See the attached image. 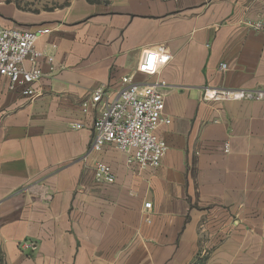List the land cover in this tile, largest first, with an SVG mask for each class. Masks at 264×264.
Wrapping results in <instances>:
<instances>
[{"label": "crops", "instance_id": "crops-1", "mask_svg": "<svg viewBox=\"0 0 264 264\" xmlns=\"http://www.w3.org/2000/svg\"><path fill=\"white\" fill-rule=\"evenodd\" d=\"M260 20L264 0L0 2V25L49 28L37 47L54 52L34 101L0 76V264H264V100L201 98L264 91ZM124 77L168 85L158 169L91 148L82 104L101 85L115 99Z\"/></svg>", "mask_w": 264, "mask_h": 264}, {"label": "built area", "instance_id": "built-area-1", "mask_svg": "<svg viewBox=\"0 0 264 264\" xmlns=\"http://www.w3.org/2000/svg\"><path fill=\"white\" fill-rule=\"evenodd\" d=\"M249 24L256 31L264 30L263 20ZM50 32L51 29L45 27L32 30L0 25V76L8 79L10 92H18L30 101L40 96L37 87L45 76L42 66L47 62L54 70V52L39 49L37 42ZM220 69L225 71L227 65L221 64ZM166 88L168 85L165 82L139 84L132 77H124L121 90L115 99H111L107 86L97 87L82 104L84 114L87 115L92 109L97 112L91 126L92 150L111 145L126 155L128 165L140 170L158 169L168 146L156 131L162 124L171 123L169 118L164 117ZM201 98L216 103L262 101L264 91L205 87ZM84 127L82 123L73 125L74 129ZM224 151L230 152L229 143L225 144ZM95 180L97 183H114L115 174L109 165L97 163ZM151 207V203L144 205L145 210ZM22 246L27 247L28 244Z\"/></svg>", "mask_w": 264, "mask_h": 264}, {"label": "rangeland", "instance_id": "rangeland-1", "mask_svg": "<svg viewBox=\"0 0 264 264\" xmlns=\"http://www.w3.org/2000/svg\"><path fill=\"white\" fill-rule=\"evenodd\" d=\"M69 0H0L3 3H15L23 10H50L67 4Z\"/></svg>", "mask_w": 264, "mask_h": 264}]
</instances>
